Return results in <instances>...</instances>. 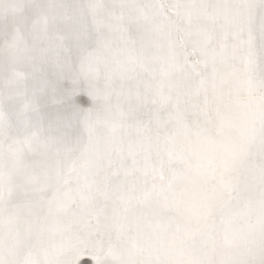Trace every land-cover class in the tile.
<instances>
[{
    "label": "snow or ice",
    "instance_id": "6c2138e0",
    "mask_svg": "<svg viewBox=\"0 0 264 264\" xmlns=\"http://www.w3.org/2000/svg\"><path fill=\"white\" fill-rule=\"evenodd\" d=\"M264 264V0H0V264Z\"/></svg>",
    "mask_w": 264,
    "mask_h": 264
},
{
    "label": "water",
    "instance_id": "95a60500",
    "mask_svg": "<svg viewBox=\"0 0 264 264\" xmlns=\"http://www.w3.org/2000/svg\"><path fill=\"white\" fill-rule=\"evenodd\" d=\"M83 264H90V262L89 261H84Z\"/></svg>",
    "mask_w": 264,
    "mask_h": 264
}]
</instances>
